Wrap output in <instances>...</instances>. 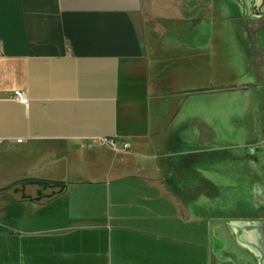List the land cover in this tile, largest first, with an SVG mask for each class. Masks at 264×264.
I'll return each mask as SVG.
<instances>
[{
  "label": "crops",
  "instance_id": "obj_1",
  "mask_svg": "<svg viewBox=\"0 0 264 264\" xmlns=\"http://www.w3.org/2000/svg\"><path fill=\"white\" fill-rule=\"evenodd\" d=\"M222 1L154 35L144 0H0V264H264L263 222L224 214L264 183V0ZM239 93L260 140L233 175L212 106Z\"/></svg>",
  "mask_w": 264,
  "mask_h": 264
},
{
  "label": "rangeland",
  "instance_id": "obj_2",
  "mask_svg": "<svg viewBox=\"0 0 264 264\" xmlns=\"http://www.w3.org/2000/svg\"><path fill=\"white\" fill-rule=\"evenodd\" d=\"M230 1L236 5L239 14H244V8L247 10V7H242V5H244L242 0ZM214 9L217 16H229V14L234 13L235 10L231 9L230 5L227 7L222 0H216L215 3H213V0H144L140 17V27L144 24L148 27V24H150L152 33H154V35H160V28H158V26L153 28L155 23L151 22L150 19L167 26L169 30L176 31L178 30L177 21H188L190 24L197 23L206 17L212 16L214 14ZM229 11L231 13H229ZM240 21L245 24V20L242 19ZM238 24L240 25V22ZM239 30L242 32L241 27ZM240 71L241 70L237 69V66L234 67L232 79L235 82L233 85L245 83L244 80H249L247 83L257 82L254 70V75H249L248 73L244 74L245 72ZM221 72L222 71H220L218 75L227 77L228 80V73ZM201 83L203 84L204 82L201 81ZM237 95L238 97L233 98L232 100L228 99L227 105H224V103L221 104L217 101L215 107L213 105L212 108H216L215 122L217 124V129L223 136H225V139H222V142H229L234 146L232 151L227 152L234 162L229 171L233 175H243V168L235 165V162H237L238 159H242V154L251 155V150L246 147L241 148V146H244L247 142L253 143V140L256 138L257 140L260 139L257 137L254 129L257 120L254 118L255 113L251 100L249 98L244 99L241 93ZM225 114L227 115V118L224 117ZM231 136L232 141H228ZM245 180H247L248 183H240L235 180V182L232 181L233 183L231 182V184L227 183L228 185H226L224 192L228 193V196L224 205V214L229 215L231 213L232 216L243 215L247 219L242 220L263 222L264 224V183H253L250 181L251 179L249 180L248 178H245ZM238 194H240L238 196L239 199L237 197ZM242 210L243 212L241 214ZM14 263L20 264L19 259L15 258Z\"/></svg>",
  "mask_w": 264,
  "mask_h": 264
},
{
  "label": "built area",
  "instance_id": "obj_3",
  "mask_svg": "<svg viewBox=\"0 0 264 264\" xmlns=\"http://www.w3.org/2000/svg\"><path fill=\"white\" fill-rule=\"evenodd\" d=\"M13 97H14V99H15L16 101H18L20 104H22V105H26V104H27V97H26V95H25L24 92L16 91V92L13 93ZM109 144H110V146H111L113 149L120 150V148L117 146L116 143H114V142H109ZM125 149H127V146H126V145H124V146L122 147L121 150H125Z\"/></svg>",
  "mask_w": 264,
  "mask_h": 264
},
{
  "label": "water",
  "instance_id": "obj_4",
  "mask_svg": "<svg viewBox=\"0 0 264 264\" xmlns=\"http://www.w3.org/2000/svg\"><path fill=\"white\" fill-rule=\"evenodd\" d=\"M264 10V9H263ZM261 225H263L264 226V224L262 223ZM264 247V246H263Z\"/></svg>",
  "mask_w": 264,
  "mask_h": 264
}]
</instances>
